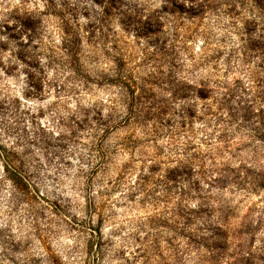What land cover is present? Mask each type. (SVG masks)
I'll list each match as a JSON object with an SVG mask.
<instances>
[{
	"label": "rangeland",
	"instance_id": "1",
	"mask_svg": "<svg viewBox=\"0 0 264 264\" xmlns=\"http://www.w3.org/2000/svg\"><path fill=\"white\" fill-rule=\"evenodd\" d=\"M97 1L109 6L106 0H54V13L45 16L43 23L44 40H51L57 57L66 34L61 27L63 20L70 32L82 36L83 72L90 76L86 89L78 86L81 74L77 80L67 81L76 74L58 63L48 70V79L53 82L45 86L42 96L28 92L22 76L0 74V139L26 155L40 194L53 202L57 199L58 205L56 210H51L55 204L43 210L40 225L45 228L50 224L49 230L36 233L30 221L21 219L20 212H9L7 187L0 188V264H142L135 253L139 243L133 232L180 200L188 185L167 180V170L176 165L174 156L183 148L204 152L207 135L217 152L212 174L213 264H264L263 16L257 9L250 10V5L233 7L235 14H240L238 24L252 20V40L245 59L234 18L221 11L201 17L180 15L182 12L172 16L161 10L164 0H114L103 14L104 6ZM21 2L0 0V17L8 18L18 6L45 10L48 3ZM131 6L140 10L142 15L138 13L137 18L143 20L162 11L166 36L175 24H179L181 34L193 31L196 35L188 41L189 50L184 55L200 53L207 41L212 46L210 54L220 53L217 66H208L204 74H209L215 91L216 84L226 87L228 134H206L213 131L216 120L204 126L205 119L182 116L183 106L193 103L201 115L203 102L191 97L174 101L169 92L161 93L168 107L159 118L124 122L121 118L126 109L122 105L113 112L110 101L121 94L116 70L132 72L137 78L150 72L142 53L147 40L136 36L137 25L124 20L121 13ZM232 48L235 53L229 59ZM79 106L90 110L88 118L75 115ZM106 125L113 127L103 134L101 128ZM99 152L107 159L94 169ZM206 185L202 182L200 189H191L193 198L188 206L199 202ZM39 201L37 207L42 211ZM89 215L102 229L99 245L88 243V232L76 228L87 222Z\"/></svg>",
	"mask_w": 264,
	"mask_h": 264
},
{
	"label": "trees",
	"instance_id": "2",
	"mask_svg": "<svg viewBox=\"0 0 264 264\" xmlns=\"http://www.w3.org/2000/svg\"><path fill=\"white\" fill-rule=\"evenodd\" d=\"M28 1L23 0L21 4ZM47 1L45 10L38 7L33 9L22 7L24 8L22 10L18 6L9 13L8 18L0 17V72H2L0 74L22 76L27 91L42 96L45 86L53 82L48 79V70L57 67L58 63L68 66L76 74L69 76L67 81L77 80L76 77L81 74L83 78L79 80L78 86L82 85L81 88L86 89L90 76L83 72L86 65L81 61L84 54L82 36L77 32H70L66 28L68 22L63 20L61 27L66 34L62 40L60 57H57L52 49L51 40L48 43L44 40V17L54 13V0ZM113 2L114 0H106L109 6ZM97 3L103 5L102 1ZM237 4L243 7L250 5V10L257 9L264 19V0H164L161 10L172 16L182 12L180 15L185 13L201 17L207 12H218L219 15L220 11L232 16L234 29L238 30L242 41L241 54L247 59L248 41L252 40L249 36V25L252 20H242L238 24L240 14L233 11ZM103 6L102 13L106 14L109 6L106 4ZM139 11L135 6H131L129 11L121 13L124 20H129L131 25H137L136 36L147 40V46L142 47V53L143 62L150 67V72L137 78L132 72L124 74L121 70H116V82L120 85L121 94L118 99L113 98L110 101L113 112L122 105L126 109L121 118L124 122L134 120L142 123L150 118H159L165 114L168 107L161 93L169 92L174 101L191 97L196 102L197 100L203 102L201 115L196 108L197 103H193L183 106L182 116L203 121L205 119L204 126L211 125L212 119L216 120L213 131L206 134L215 132L228 134L226 87L216 84L218 90L215 91L209 74H204L208 66H217L220 53L210 54L212 46L207 41L200 53L189 52L188 56L184 55L183 53L189 50L188 41L196 35L193 31L181 34L179 24H175L173 31L166 36L160 14L162 11L149 14L146 20L141 16L137 18ZM261 36L262 34H259V38ZM149 48H152V51L148 50ZM234 53L235 49L232 48L228 55L229 59ZM89 111L79 106L75 115H83L86 119L90 116ZM100 113L98 111L96 115L100 116ZM112 127L103 126L101 131L106 134ZM204 143L207 149L202 153L192 152L188 147L183 148L181 153L174 156L176 165L167 170V180L182 181L188 185L181 191L180 200L171 206L169 211L147 219L139 230L133 232L135 241L139 243L135 253L142 259V264H213L212 174L217 152L212 145V137L207 135ZM99 158V163L94 169L100 168L106 162L107 156L99 152ZM0 162L2 164L0 188L3 185L7 187L5 190L9 212H20L21 219L30 221L36 233L49 230L50 224L41 228L39 216L43 215V210L47 207L52 208V204L55 206L51 210H56L57 199L53 202L48 195L40 194L39 185L32 178L30 161L28 162L26 155L17 151L16 145L5 144L0 139ZM7 182H10L9 185ZM202 182L207 184L204 194L198 196L199 202L196 205L188 206V200L193 198L191 189L193 187L200 189ZM38 199L40 203L42 202V211L38 210ZM102 221L104 219L101 217L100 222ZM76 228L78 232H88L90 237L88 243L91 245L94 243L99 245L103 239L102 229L95 224L93 215L88 216L87 222L85 220V223L77 224Z\"/></svg>",
	"mask_w": 264,
	"mask_h": 264
}]
</instances>
